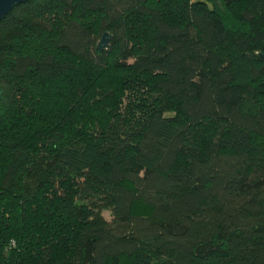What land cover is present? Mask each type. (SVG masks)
Returning a JSON list of instances; mask_svg holds the SVG:
<instances>
[{"label":"trees","instance_id":"trees-1","mask_svg":"<svg viewBox=\"0 0 264 264\" xmlns=\"http://www.w3.org/2000/svg\"><path fill=\"white\" fill-rule=\"evenodd\" d=\"M0 87V264H264V0H25Z\"/></svg>","mask_w":264,"mask_h":264},{"label":"water","instance_id":"water-1","mask_svg":"<svg viewBox=\"0 0 264 264\" xmlns=\"http://www.w3.org/2000/svg\"><path fill=\"white\" fill-rule=\"evenodd\" d=\"M22 1L25 0H0V19L4 17V15L12 8L14 4ZM109 38L110 35H108L106 31L102 33V36L100 37L97 43V47L99 50H102L106 46ZM0 97H1V87H0Z\"/></svg>","mask_w":264,"mask_h":264},{"label":"rangeland","instance_id":"rangeland-1","mask_svg":"<svg viewBox=\"0 0 264 264\" xmlns=\"http://www.w3.org/2000/svg\"><path fill=\"white\" fill-rule=\"evenodd\" d=\"M103 214L105 217L109 218L110 217V214H109V210L108 209H104L103 210Z\"/></svg>","mask_w":264,"mask_h":264}]
</instances>
